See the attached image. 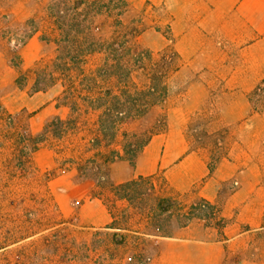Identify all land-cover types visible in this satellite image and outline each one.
<instances>
[{
  "label": "rangeland",
  "instance_id": "rangeland-1",
  "mask_svg": "<svg viewBox=\"0 0 264 264\" xmlns=\"http://www.w3.org/2000/svg\"><path fill=\"white\" fill-rule=\"evenodd\" d=\"M54 1L63 0H0V264H264V191H249L264 184V159H243L231 177L212 185L208 176L184 193L163 175L112 192L106 165L96 169L89 161L98 145L89 142L97 129L94 115L69 138L48 137L35 151L23 145L68 113L56 107L59 86L33 93L30 80L22 79L56 55V45L42 39ZM223 2L232 1L121 0L111 14L92 18L97 37L118 43L120 75L131 72L146 88L149 75H167L165 101L102 138L100 151L132 158L152 136L183 131L189 152L205 159L210 174L229 159L238 130L229 124L243 113V95L248 101L264 75H251L223 35L216 15ZM263 100L252 97L259 112ZM229 173L221 167L222 178ZM88 184L113 228L76 220ZM204 187L212 198L203 195Z\"/></svg>",
  "mask_w": 264,
  "mask_h": 264
},
{
  "label": "trees",
  "instance_id": "trees-1",
  "mask_svg": "<svg viewBox=\"0 0 264 264\" xmlns=\"http://www.w3.org/2000/svg\"><path fill=\"white\" fill-rule=\"evenodd\" d=\"M107 1L52 2L46 16L42 39L56 45V55L52 60L38 64L30 76L25 75L22 78L25 83L30 80L33 93L47 92L59 86L56 107H63L68 111L65 118L55 116L49 120L39 135L24 139L23 145L35 151L48 137L58 141L69 138L80 130L82 123L88 122L89 116L94 115V125L97 129L89 142L98 141V145L89 161L96 169L100 168V164L105 166L115 160H126L133 165L135 156L145 144L132 158H125L119 151L111 150L107 153L100 151L98 149L100 141L108 134L114 137L121 125L133 122L144 116L150 107L162 104L167 92L166 85L162 84L167 75H159L158 72L149 75L151 83L146 88L134 81L131 72L125 75L118 73L120 66L118 43L115 39L102 40L94 34L92 28L94 16L105 12L111 14L113 2L121 3V0ZM30 22L35 23L34 20ZM34 31H37L36 28ZM98 55L102 56L101 64L88 69L91 59ZM175 56L181 59L176 53ZM261 95H264V78L249 95L253 112L260 110L255 107L252 97ZM83 118L87 119L82 121ZM134 182L111 185V190L116 192ZM92 196L101 199L95 192H92ZM201 202L206 208L213 210L210 202L205 199H201ZM192 216L195 215L191 213L185 219L190 220ZM109 228H113V222Z\"/></svg>",
  "mask_w": 264,
  "mask_h": 264
},
{
  "label": "crops",
  "instance_id": "crops-1",
  "mask_svg": "<svg viewBox=\"0 0 264 264\" xmlns=\"http://www.w3.org/2000/svg\"><path fill=\"white\" fill-rule=\"evenodd\" d=\"M222 1H232L223 2L224 6L222 8L218 6L217 12L215 11L216 15L222 18L223 35L228 36L234 43L233 50H238L239 63L250 65L251 75H264V0ZM223 61L225 62L226 58ZM243 96L241 100L243 113L229 124L230 127L238 129L235 132L236 146L229 150V159L221 163L212 174L201 155L189 152L183 131H178L175 136L171 133L152 136L135 156L133 165L126 160L109 162L105 167L106 177L116 186L139 178L163 175L175 191L184 193L208 176L212 185L231 177L245 165L241 163L243 159L263 160L264 110L253 112L249 99L247 101L245 95ZM247 116L249 119L245 120ZM222 166L230 169L226 178L220 176ZM93 188L91 184L82 187L79 196L81 204L76 220L86 227L108 226L112 222V217L102 200L92 196ZM249 191L263 192L264 184L254 183L250 185ZM203 195L212 198L214 193L208 187H204Z\"/></svg>",
  "mask_w": 264,
  "mask_h": 264
}]
</instances>
